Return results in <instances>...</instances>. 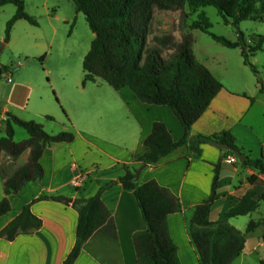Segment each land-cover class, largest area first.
Returning a JSON list of instances; mask_svg holds the SVG:
<instances>
[{
  "label": "trees",
  "instance_id": "trees-1",
  "mask_svg": "<svg viewBox=\"0 0 264 264\" xmlns=\"http://www.w3.org/2000/svg\"><path fill=\"white\" fill-rule=\"evenodd\" d=\"M75 11L81 13L94 35L90 48L82 61L84 77L82 86L94 83L96 78L107 83L113 90L128 88L140 102L148 105L167 106L183 128V136L173 141L170 132L161 122H154L151 131L144 139L142 150L131 164L125 165V175L117 181L103 185L88 199H77L73 208L78 214L76 241L63 264H73L84 243L97 231H103L115 238V226L109 211L101 201V193L115 184H121L125 190L132 191L145 229L133 235V245L138 264H181L177 255V246L172 241L167 225L170 214L183 212L181 203L168 189L156 181L140 183L134 181L135 173L141 164L155 167L158 161L172 153L178 147L190 143L195 146V154H200L201 144H211L220 148L228 146L239 151L245 162L237 164L251 168L257 175L248 177L254 184L258 177L264 178V157L252 158L235 144L230 131L205 135H193L191 126L204 113L211 101L222 89V84L209 69L194 56L193 37L190 33L182 37L180 43H174L171 35L157 36L152 33L151 23L155 10H182L184 6L195 10L212 7L221 16L224 24H230L237 30L238 40L232 42L216 36L209 30L211 24L200 16V21L190 25V31L199 30L208 34L212 40L228 49L239 48L243 65L248 67L259 83V91L264 94V82L254 64L250 61L262 50L264 34L256 35L247 42L238 26L241 22L263 21L264 0H71ZM11 4L15 7L14 16L7 22L4 43L9 41L13 24L25 20L31 25L37 22L25 12L22 0H0V7ZM150 37V39H149ZM164 50L170 52L165 58ZM43 57L40 58V61ZM6 71L0 67L1 72ZM0 115L2 110L0 107ZM5 136L0 138V153L15 160L29 149L27 162L4 178V197L0 200V217L10 210L9 197L16 194L26 183L43 177L39 163L45 147L55 143H70L74 140L72 132L62 131L48 134L40 123L23 121L10 113L4 114ZM47 120H53L46 116ZM24 129L28 139L14 141V127ZM226 156L233 155L226 152ZM215 174L209 198L183 212L186 233L194 250L198 264H231L239 257L245 245V235L228 223L230 218L246 216L258 208V202L244 196L241 199L229 194L224 195V210L216 222L210 220L213 202L217 199L216 185L219 164ZM251 195V194H250ZM264 199V195H263ZM41 200H60L57 196L41 195L33 202ZM30 205L3 229L0 238L12 241L18 232L38 230L42 221L30 211ZM261 225L250 221L246 234ZM261 264H264L261 261Z\"/></svg>",
  "mask_w": 264,
  "mask_h": 264
},
{
  "label": "crops",
  "instance_id": "crops-1",
  "mask_svg": "<svg viewBox=\"0 0 264 264\" xmlns=\"http://www.w3.org/2000/svg\"><path fill=\"white\" fill-rule=\"evenodd\" d=\"M263 51L262 46L260 52ZM253 63H257L256 59L252 60ZM260 77L264 82V74ZM98 80L96 78L92 84ZM228 80L220 81L222 89L193 123L191 133L209 136L230 131L236 146L244 153L252 158L264 157V94L259 91V83L254 75L241 83L232 84ZM7 83L8 92H4L0 99V138L5 136L4 114L10 113L23 121L34 118L29 110L34 88L11 80ZM95 101L96 108L89 124L75 126L72 142L45 147L39 160L43 169L42 179L26 183L9 197L10 210L0 217V230L27 204H31L30 211L41 219L42 226L38 230L18 232L12 241L0 238V264H63L76 241L78 214L73 202L93 197L103 185L123 177L124 166L131 164L141 152L143 141L154 122L163 123L175 142L183 136L182 126L167 106L144 104L128 88L105 93L103 98ZM42 116L45 120L40 123L49 132L52 120L45 117L50 115L41 113ZM98 116L105 117L106 125L96 122ZM24 140L26 138L18 142ZM199 149L200 154L196 156L194 145L187 143L178 147L161 158L155 167H147L139 182L156 181L179 199L184 212L209 198L215 166L219 164L217 199L210 211V220L216 222L225 207L224 195L235 196L233 192L240 177L257 175V172L251 168L243 169L237 163H228L226 158L233 155L224 157L222 149L214 145L201 144ZM28 157L29 149L15 160L0 153V200L4 197V178L23 166ZM44 194L57 196L60 200L33 202ZM100 198L112 216L116 236L113 238L103 231L95 232L84 243L73 264H138L133 235L143 231L145 224L132 191L125 190L118 183L104 190ZM183 212L168 215V231L177 246L180 263L198 264L186 233ZM213 213L215 217H212ZM235 218H230L228 223L243 233L246 241L241 254L233 262L249 264L255 261L261 264L264 262V226L261 224L246 234L250 221H260L250 219L248 223L238 221L235 224ZM261 250L263 256L255 258Z\"/></svg>",
  "mask_w": 264,
  "mask_h": 264
},
{
  "label": "rangeland",
  "instance_id": "rangeland-1",
  "mask_svg": "<svg viewBox=\"0 0 264 264\" xmlns=\"http://www.w3.org/2000/svg\"><path fill=\"white\" fill-rule=\"evenodd\" d=\"M22 1L25 12L37 22V25H31L25 20L16 21L7 43H4L6 25L14 16L16 9L11 4L0 7V67L6 68V71L2 70L0 74V99L4 92H8V78L13 83L31 85L34 92L29 100V110L32 111L31 117L34 118L28 121L44 122L41 113H46L53 118L51 128L47 130L48 134L62 131L74 134L75 126L89 124L91 114L96 108L95 99L103 98L105 93L115 92L101 79L96 84L87 83L85 87L81 85L82 61L94 35L83 14L75 11L71 0ZM200 16L207 18L211 24L209 31L212 34L232 42L238 40L236 28L224 24L221 16L212 7L192 10L184 6L182 10H155L151 30L157 36L171 35L174 43H180L182 37L190 33L193 37L194 56L217 80L219 79V82L227 78L232 84L250 80L253 73L243 65L239 48L228 49L212 40L208 34L199 30L190 31L192 30L190 25L194 21H200ZM238 30L249 42L256 35L264 34V20L243 21L239 24ZM169 54L167 50L162 53L165 58ZM253 59L257 62L253 64L263 75L264 51L258 52L250 61ZM250 87L252 88V84ZM96 122L99 125H106L105 117L98 116ZM14 131L15 142L28 138L24 129L15 126ZM250 176L249 174L240 177V181L235 185L234 198L241 199L249 194L248 199L257 201L259 209L249 216L236 217L233 223L236 224L238 221L248 223L250 219H258L264 226V178H258L257 184H250L247 182ZM212 217H215L214 213ZM261 252L263 250L255 255V258L263 256ZM232 264H236V261ZM249 264L256 262L250 261Z\"/></svg>",
  "mask_w": 264,
  "mask_h": 264
},
{
  "label": "water",
  "instance_id": "water-1",
  "mask_svg": "<svg viewBox=\"0 0 264 264\" xmlns=\"http://www.w3.org/2000/svg\"><path fill=\"white\" fill-rule=\"evenodd\" d=\"M220 148L223 151V155L228 151V152H232L233 155L237 158L239 163H243L245 162V157L242 153H240L239 151H232L228 146L226 145H220ZM147 168L146 164H141L139 166V168L137 169L136 173H135V177H134V181L138 182L140 179V175L141 173Z\"/></svg>",
  "mask_w": 264,
  "mask_h": 264
},
{
  "label": "built area",
  "instance_id": "built-area-1",
  "mask_svg": "<svg viewBox=\"0 0 264 264\" xmlns=\"http://www.w3.org/2000/svg\"><path fill=\"white\" fill-rule=\"evenodd\" d=\"M8 82H10V78L7 79ZM226 161L230 164H233V163H237V158L233 155V156H229L226 158Z\"/></svg>",
  "mask_w": 264,
  "mask_h": 264
}]
</instances>
